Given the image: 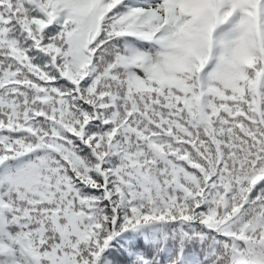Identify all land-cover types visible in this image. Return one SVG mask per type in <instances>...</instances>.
<instances>
[{"label": "snow or ice", "instance_id": "snow-or-ice-1", "mask_svg": "<svg viewBox=\"0 0 264 264\" xmlns=\"http://www.w3.org/2000/svg\"><path fill=\"white\" fill-rule=\"evenodd\" d=\"M0 264H264V0H0Z\"/></svg>", "mask_w": 264, "mask_h": 264}]
</instances>
